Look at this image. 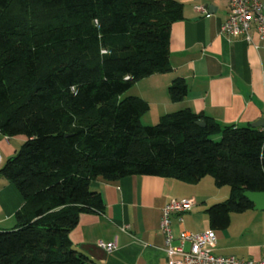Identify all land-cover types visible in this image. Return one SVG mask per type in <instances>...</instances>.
<instances>
[{
	"label": "trees",
	"instance_id": "obj_1",
	"mask_svg": "<svg viewBox=\"0 0 264 264\" xmlns=\"http://www.w3.org/2000/svg\"><path fill=\"white\" fill-rule=\"evenodd\" d=\"M181 13L177 0H0V133L26 138L0 166L24 199L12 228L0 229V264H101L69 238L81 214L104 211L98 177L211 176L229 187L205 208L212 229L252 208L243 192L264 191V129L188 107L144 125L147 101L122 97L169 69ZM186 93L183 81L168 87L174 102Z\"/></svg>",
	"mask_w": 264,
	"mask_h": 264
},
{
	"label": "crops",
	"instance_id": "obj_2",
	"mask_svg": "<svg viewBox=\"0 0 264 264\" xmlns=\"http://www.w3.org/2000/svg\"><path fill=\"white\" fill-rule=\"evenodd\" d=\"M177 1L182 4V13L170 26L169 69L132 85L133 95L149 105L141 122L145 114H151L150 122H154L165 113L186 107L221 125L245 126L260 121L264 118V40L255 31L251 33V43L240 36L220 33L229 15V0ZM197 5L206 8L208 15L196 11ZM174 80L187 86L185 97L177 102L170 100L168 94ZM25 139L0 133L1 165ZM203 178L187 182L149 175H130L113 181L98 177L92 186L101 194L104 211L81 214L69 233L70 241L77 250L101 264H167L164 237L159 230L161 209L172 198L194 199L193 188ZM206 202L201 201L199 206L197 202L182 216V221L172 215L174 245L178 244L182 230L200 233L210 229ZM23 204L15 185L0 173V229L12 228L14 215ZM251 210L254 209L233 213L247 216ZM256 212L257 218H241L237 225L235 220L239 217H231V213L226 228L214 229L213 252L243 259L263 257L264 211ZM99 240H116L117 247L107 252L98 246Z\"/></svg>",
	"mask_w": 264,
	"mask_h": 264
},
{
	"label": "built area",
	"instance_id": "obj_3",
	"mask_svg": "<svg viewBox=\"0 0 264 264\" xmlns=\"http://www.w3.org/2000/svg\"><path fill=\"white\" fill-rule=\"evenodd\" d=\"M229 15L220 27V33L227 36H240L251 43V33L255 31L260 40H264V2L262 0H229ZM194 9L208 15L203 6H194ZM257 48L258 46L255 45ZM2 156L0 153V165ZM195 207L191 198H172L161 209L159 230L163 234L167 264H264V256L260 259H243L235 255H217L212 246L216 242L214 229L210 228L200 233L180 231L178 244L174 245V236L171 229V217L182 216ZM98 246L107 252L116 249V240L98 241ZM188 244V247H187Z\"/></svg>",
	"mask_w": 264,
	"mask_h": 264
},
{
	"label": "rangeland",
	"instance_id": "obj_4",
	"mask_svg": "<svg viewBox=\"0 0 264 264\" xmlns=\"http://www.w3.org/2000/svg\"><path fill=\"white\" fill-rule=\"evenodd\" d=\"M135 91V88H133V86H131L128 90H126L123 94L122 97L125 96H129L131 94H133ZM150 115L151 114H145L142 117V124L144 125H153L155 124L157 121L154 122H150ZM218 138V137H217ZM219 139V138H218ZM193 197H191L194 202H195V206H197V202L199 203L198 206L200 205L201 201L207 200L208 203L205 205L206 207L209 206L212 203H217V202H221L224 199H226L229 195V187L227 185H223V186H216L213 183V179L211 176H206L205 178H203V180L197 185L194 186L193 188ZM202 196H207V197H202ZM205 208V207H204ZM252 212H249V214L247 216H238V213H232L231 217H239L238 220L236 222L239 223V219L244 218V217H250V218H257V214L258 212H256V210H251ZM259 215V214H258Z\"/></svg>",
	"mask_w": 264,
	"mask_h": 264
},
{
	"label": "water",
	"instance_id": "obj_5",
	"mask_svg": "<svg viewBox=\"0 0 264 264\" xmlns=\"http://www.w3.org/2000/svg\"><path fill=\"white\" fill-rule=\"evenodd\" d=\"M199 126H205L206 120L199 119L197 122ZM253 127H264V118L252 124ZM243 196L252 204V209L264 211V191H244Z\"/></svg>",
	"mask_w": 264,
	"mask_h": 264
}]
</instances>
